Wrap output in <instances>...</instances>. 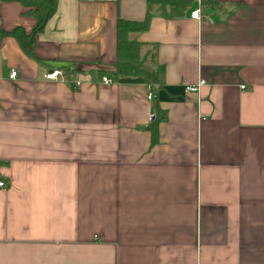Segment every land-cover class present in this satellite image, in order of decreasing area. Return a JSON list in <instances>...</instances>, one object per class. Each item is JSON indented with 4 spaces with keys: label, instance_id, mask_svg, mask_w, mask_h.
Wrapping results in <instances>:
<instances>
[{
    "label": "crops",
    "instance_id": "obj_1",
    "mask_svg": "<svg viewBox=\"0 0 264 264\" xmlns=\"http://www.w3.org/2000/svg\"><path fill=\"white\" fill-rule=\"evenodd\" d=\"M23 11L0 0V264H264V0L153 9L152 85L113 77L146 0H56L38 60L1 33Z\"/></svg>",
    "mask_w": 264,
    "mask_h": 264
},
{
    "label": "trees",
    "instance_id": "obj_2",
    "mask_svg": "<svg viewBox=\"0 0 264 264\" xmlns=\"http://www.w3.org/2000/svg\"><path fill=\"white\" fill-rule=\"evenodd\" d=\"M24 8L23 14L33 17L35 25L30 31L20 26L12 28L2 35L13 37L20 49L28 57L38 60L34 54L36 36L44 30L46 22L54 14L56 0H12ZM193 0H146L147 12L143 20L130 21L118 19L116 30V60L113 77L117 82L146 83L152 85L159 82L158 72L146 61L144 44L130 40V33H141L148 28L151 11L154 9L169 18H180L186 14ZM67 79L77 73L76 70L62 68ZM156 132L151 131L152 141ZM1 164V162H0Z\"/></svg>",
    "mask_w": 264,
    "mask_h": 264
},
{
    "label": "built area",
    "instance_id": "obj_3",
    "mask_svg": "<svg viewBox=\"0 0 264 264\" xmlns=\"http://www.w3.org/2000/svg\"><path fill=\"white\" fill-rule=\"evenodd\" d=\"M190 16L194 19H199V9H195L194 11H192L190 13ZM16 71L15 70H11L10 71V74H9V78L10 79H14L16 77ZM45 79L48 80V81H56V80H60V81H67V77L64 73V71L62 69H52L50 70L49 72H47L45 74ZM102 81L106 84H110L111 83V80L110 79H107L105 77L102 78ZM73 82L76 84V85H79L80 84V81L79 80H74L73 79ZM202 84H204V81L200 80L196 85L194 86H186L185 87V90L186 91H189V92H193V91H196L198 89L199 86H201ZM151 98V92H148L147 94V99H150ZM0 187H4V183L2 181H0Z\"/></svg>",
    "mask_w": 264,
    "mask_h": 264
}]
</instances>
